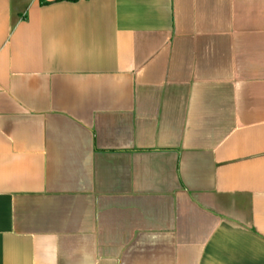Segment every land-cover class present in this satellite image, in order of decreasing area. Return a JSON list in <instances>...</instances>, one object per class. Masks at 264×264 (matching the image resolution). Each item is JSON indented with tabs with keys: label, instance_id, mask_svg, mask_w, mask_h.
Here are the masks:
<instances>
[{
	"label": "crops",
	"instance_id": "obj_1",
	"mask_svg": "<svg viewBox=\"0 0 264 264\" xmlns=\"http://www.w3.org/2000/svg\"><path fill=\"white\" fill-rule=\"evenodd\" d=\"M0 264H264V0H0Z\"/></svg>",
	"mask_w": 264,
	"mask_h": 264
},
{
	"label": "trees",
	"instance_id": "obj_2",
	"mask_svg": "<svg viewBox=\"0 0 264 264\" xmlns=\"http://www.w3.org/2000/svg\"><path fill=\"white\" fill-rule=\"evenodd\" d=\"M58 1H68V2H75L77 0H58Z\"/></svg>",
	"mask_w": 264,
	"mask_h": 264
}]
</instances>
